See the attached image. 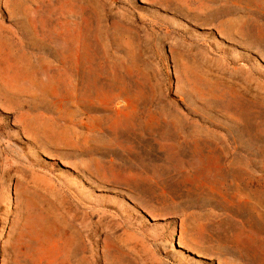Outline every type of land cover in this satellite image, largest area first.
<instances>
[{"label": "rangeland", "instance_id": "obj_1", "mask_svg": "<svg viewBox=\"0 0 264 264\" xmlns=\"http://www.w3.org/2000/svg\"><path fill=\"white\" fill-rule=\"evenodd\" d=\"M0 264H264V0H0Z\"/></svg>", "mask_w": 264, "mask_h": 264}, {"label": "bare ground", "instance_id": "obj_2", "mask_svg": "<svg viewBox=\"0 0 264 264\" xmlns=\"http://www.w3.org/2000/svg\"><path fill=\"white\" fill-rule=\"evenodd\" d=\"M58 202H59V201H58ZM59 203L62 204L61 202H59ZM57 219H58V218H57ZM57 219H56V220H57Z\"/></svg>", "mask_w": 264, "mask_h": 264}]
</instances>
